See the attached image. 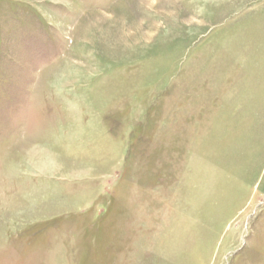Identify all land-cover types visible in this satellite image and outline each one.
Returning a JSON list of instances; mask_svg holds the SVG:
<instances>
[{"label": "rangeland", "instance_id": "obj_1", "mask_svg": "<svg viewBox=\"0 0 264 264\" xmlns=\"http://www.w3.org/2000/svg\"><path fill=\"white\" fill-rule=\"evenodd\" d=\"M0 264H264V0H0Z\"/></svg>", "mask_w": 264, "mask_h": 264}]
</instances>
